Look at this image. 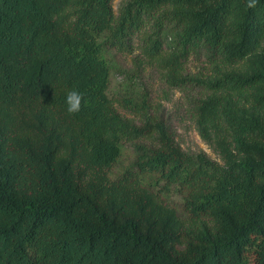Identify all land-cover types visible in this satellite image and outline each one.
<instances>
[{
  "label": "trees",
  "instance_id": "obj_1",
  "mask_svg": "<svg viewBox=\"0 0 264 264\" xmlns=\"http://www.w3.org/2000/svg\"><path fill=\"white\" fill-rule=\"evenodd\" d=\"M113 1L0 0V264H264V71L201 80L193 113L212 160L118 112L100 40L128 47L161 10L184 46L144 40L180 87L193 46L228 65L264 50V0ZM139 138L151 146L136 169L112 179L122 143ZM173 188L187 219L162 197Z\"/></svg>",
  "mask_w": 264,
  "mask_h": 264
},
{
  "label": "rangeland",
  "instance_id": "obj_2",
  "mask_svg": "<svg viewBox=\"0 0 264 264\" xmlns=\"http://www.w3.org/2000/svg\"><path fill=\"white\" fill-rule=\"evenodd\" d=\"M125 1L114 0L115 10L118 11ZM160 14L161 10L152 13L140 32L134 35L133 44L123 49L106 42L107 34L100 37L103 55L110 67L108 95L118 112L135 124H143L147 117L158 120L164 123L185 152L203 153L212 160H219L213 146L199 133L193 113L196 101L209 93L201 80L220 73L245 75L255 70L264 71V50L248 60L228 65L203 44L193 46L185 54L182 69V74L189 78L188 82L180 87L172 85L169 67L165 62L150 57L152 50L144 36L151 33L160 38L164 54L178 51L185 41L176 23H161ZM143 146H151V141L147 138L124 141L120 157L109 170L110 177L116 179L129 170H135ZM161 194L183 219L188 218L179 191L166 189Z\"/></svg>",
  "mask_w": 264,
  "mask_h": 264
},
{
  "label": "clouds",
  "instance_id": "obj_3",
  "mask_svg": "<svg viewBox=\"0 0 264 264\" xmlns=\"http://www.w3.org/2000/svg\"><path fill=\"white\" fill-rule=\"evenodd\" d=\"M249 8H253L256 6V0H249L248 5ZM83 100V95L77 91L72 90L69 91L66 97L67 104V112L69 114H75L81 110V103Z\"/></svg>",
  "mask_w": 264,
  "mask_h": 264
}]
</instances>
